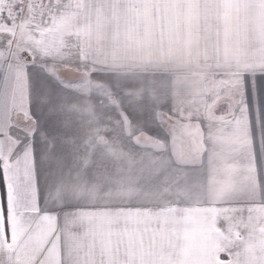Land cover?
I'll return each mask as SVG.
<instances>
[{"label":"snow or ice","instance_id":"obj_1","mask_svg":"<svg viewBox=\"0 0 264 264\" xmlns=\"http://www.w3.org/2000/svg\"><path fill=\"white\" fill-rule=\"evenodd\" d=\"M0 264H264V0H0Z\"/></svg>","mask_w":264,"mask_h":264}]
</instances>
